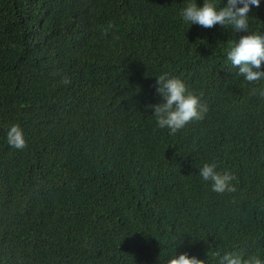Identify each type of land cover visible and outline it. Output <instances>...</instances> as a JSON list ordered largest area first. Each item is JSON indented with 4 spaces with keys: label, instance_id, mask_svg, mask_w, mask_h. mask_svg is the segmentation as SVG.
Wrapping results in <instances>:
<instances>
[{
    "label": "trees",
    "instance_id": "16d2710c",
    "mask_svg": "<svg viewBox=\"0 0 264 264\" xmlns=\"http://www.w3.org/2000/svg\"><path fill=\"white\" fill-rule=\"evenodd\" d=\"M0 264H264V0H0Z\"/></svg>",
    "mask_w": 264,
    "mask_h": 264
}]
</instances>
